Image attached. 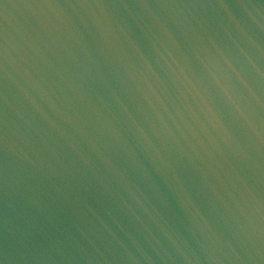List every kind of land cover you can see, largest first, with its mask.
Returning a JSON list of instances; mask_svg holds the SVG:
<instances>
[{"label": "water", "instance_id": "water-1", "mask_svg": "<svg viewBox=\"0 0 264 264\" xmlns=\"http://www.w3.org/2000/svg\"><path fill=\"white\" fill-rule=\"evenodd\" d=\"M0 264H264V0H0Z\"/></svg>", "mask_w": 264, "mask_h": 264}]
</instances>
